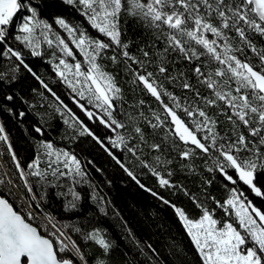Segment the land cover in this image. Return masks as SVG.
<instances>
[{"label": "snow or ice", "instance_id": "snow-or-ice-1", "mask_svg": "<svg viewBox=\"0 0 264 264\" xmlns=\"http://www.w3.org/2000/svg\"><path fill=\"white\" fill-rule=\"evenodd\" d=\"M0 69V264H264V0H0Z\"/></svg>", "mask_w": 264, "mask_h": 264}, {"label": "trees", "instance_id": "trees-1", "mask_svg": "<svg viewBox=\"0 0 264 264\" xmlns=\"http://www.w3.org/2000/svg\"><path fill=\"white\" fill-rule=\"evenodd\" d=\"M110 176L113 180L110 195L113 197L117 206L122 210L123 215L130 220L141 238H145L148 235H158L159 238L155 240V243L160 247L166 242L164 240L166 233H164L162 229L153 233L152 229L148 227V224L151 222L152 213L154 211L160 214L157 218V222L160 217L170 218V213L158 205L157 201L149 194L140 191L132 184L123 183V180L126 178L122 177L119 173H110ZM106 224L111 228L117 243L121 247L130 250V246L120 236L119 230L115 227V224L112 221H106Z\"/></svg>", "mask_w": 264, "mask_h": 264}]
</instances>
